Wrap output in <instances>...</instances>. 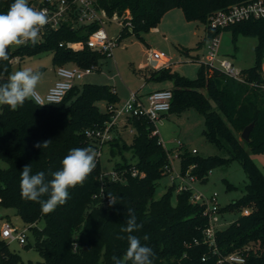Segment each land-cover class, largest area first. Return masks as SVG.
Listing matches in <instances>:
<instances>
[{
  "label": "trees",
  "instance_id": "16d2710c",
  "mask_svg": "<svg viewBox=\"0 0 264 264\" xmlns=\"http://www.w3.org/2000/svg\"><path fill=\"white\" fill-rule=\"evenodd\" d=\"M37 0H30L34 7ZM252 0H96V6L108 18H124L131 27L123 25L118 42L124 36L137 35L156 28L163 16L175 8L182 9L188 21H201L207 25L209 37L220 30L208 26L214 12L234 4ZM13 0H0V13H6ZM100 27L99 23L77 24V13H70L59 28L40 31L35 45L12 47L9 60L0 61V83L11 74L12 60L23 59L40 52L51 51L55 68L76 65L82 68L98 65L105 55L87 46L88 37ZM230 30L234 35L256 36V65L240 71L238 78L228 76L221 68L202 63L198 78L191 80L177 73L159 70L153 77L168 78L173 82V99L168 113H182L190 108L199 111L205 119L203 135L229 152V157L198 158L189 152L181 153V168L204 181L209 171L238 161L247 177L243 195L234 203L221 208L223 214L233 212L235 219L216 234L220 251L228 254L245 251L251 264H264V172L255 163L253 155H264V73L261 68L264 49V19L236 23ZM68 43H77L71 49ZM63 44V46H60ZM106 103L105 110L99 106ZM119 102L115 89L109 85L82 83L76 85L60 103L37 105L31 99L16 111L7 105L0 110V207L14 209L24 225L30 227L34 247L42 260L38 264H113L112 257H122L127 248L126 239H117L127 218V208H133L137 222L143 223L141 242L153 248V264H217L202 240L208 224L203 207L190 202L191 192H175L169 185L158 197L159 183L167 177L169 156L164 148L155 122L146 116H130L134 137L131 144L116 136L105 143L116 161L114 171L121 181L105 180L103 185L100 160L82 186L69 189L70 199L55 211L45 214L39 203L22 198L20 170L31 164L32 173L50 172L61 168V161L70 149L91 146L98 141L88 137V131L102 129L110 120ZM167 113V114H168ZM166 114V115H167ZM165 115V116H166ZM250 124L254 127L250 141L241 139L242 131ZM51 140L46 149L35 148L38 141ZM129 154V157L126 156ZM138 175L134 176L132 170ZM228 183L227 187L231 188ZM117 197V203L108 206L107 194ZM176 194V203H172ZM46 198V197H44ZM249 215H243L244 209ZM44 222L42 228L38 227ZM147 234L150 239L143 240ZM28 245V242L27 244ZM87 248L85 249V247ZM206 257L203 261L202 258ZM21 256L11 251L7 241L0 237V264H19Z\"/></svg>",
  "mask_w": 264,
  "mask_h": 264
},
{
  "label": "rangeland",
  "instance_id": "374dc122",
  "mask_svg": "<svg viewBox=\"0 0 264 264\" xmlns=\"http://www.w3.org/2000/svg\"><path fill=\"white\" fill-rule=\"evenodd\" d=\"M99 14L104 20L103 27L109 38L117 39L121 25L114 18L105 16L102 10H99ZM216 34H221L217 51L218 60L229 61L238 72L256 65L259 43L256 36L234 35L230 30L224 32L220 30ZM209 40L205 23L188 21L182 9H172L163 16L156 28L142 33L141 36L130 35L121 38L113 50V58H103L100 61V70L86 76L82 83L112 86L118 95L117 106L119 107H122L135 93L142 96L143 101L146 102V96L154 89L173 88L172 80L153 77L161 69L167 68L169 73H177L191 80L198 78L201 64L210 61L207 57ZM215 66L220 68L219 62H216ZM24 68H31L43 73L37 92L45 95L42 88L55 77L53 53L51 51L40 52L23 59L16 57L12 60L11 73ZM261 68L264 73V49ZM99 106L105 110L106 103L100 102ZM119 128L122 131L123 139L127 144H131L134 137L132 127H125V123L121 122ZM204 128V116L194 108L182 113H168L155 122L156 132L168 153L177 148V143L180 142L184 146L183 153L189 152L194 157L202 159L210 156L228 158L230 155L227 149L206 141L203 135ZM1 133L0 128V135ZM192 150H196L197 153H192ZM126 156L129 157V154L126 153ZM253 159L264 172V155H253ZM117 160L121 161L122 158L114 159L109 147L105 146L100 155L102 173L106 176L112 173ZM0 166L6 168L7 164L0 160ZM173 166L178 172L180 170L179 160L175 159ZM246 182L247 177L241 164L234 160L209 171L207 180L201 179L195 182L194 186L197 191L206 196L217 193L219 204L224 208L243 195ZM228 183L232 185L231 188L227 187ZM159 185L158 197L170 185V177H163ZM172 203H176V194L173 195ZM234 213L236 212H226L223 215L221 229L227 228L229 223L235 219ZM7 220L17 228L25 226L14 209L0 207V227ZM43 225L44 222H40L38 227L42 228ZM27 234L28 245H21L18 242L7 243L11 251L21 256L19 264H38L42 258L34 247L32 232L29 230Z\"/></svg>",
  "mask_w": 264,
  "mask_h": 264
},
{
  "label": "built area",
  "instance_id": "2783aa9c",
  "mask_svg": "<svg viewBox=\"0 0 264 264\" xmlns=\"http://www.w3.org/2000/svg\"><path fill=\"white\" fill-rule=\"evenodd\" d=\"M38 10L46 11L49 22L41 30L45 28L57 29L60 25L67 21L70 13L74 10L77 13V24H91L99 23L100 27L95 30L87 39L83 46H87L93 51H97L105 58H113V50L118 44V38L110 39L104 25V20L99 14L96 1L91 0H38L35 7ZM105 15V13H104ZM106 16V15H105ZM121 25L131 27V22L124 23V18H114ZM264 19V0H252L246 3L234 4L225 9L218 10L211 14L208 18V26L214 30H224L236 23ZM221 34H216L210 37L207 44V57L210 59L208 63L215 66L219 62V67L230 77L238 78L239 73L233 65L227 60H218V47L220 43ZM40 39V38H39ZM63 46V44H60ZM67 47L71 49L79 48L77 43H68ZM98 65L82 68L76 65L58 66L56 67V74L58 80L51 86L45 95L38 92L35 100H32L37 105H45L48 103L62 102L68 93L76 86L82 84L83 79L99 71ZM173 99V92L170 89H160L153 91L147 96L146 102L142 101L136 94H132L127 102L122 106H117L113 114L105 123L102 129L95 131H88V137L94 138L98 141L96 151L98 153L96 162L100 160L102 149L106 142L113 140L116 135L114 133L115 127L120 121H126L130 116H146L149 120L156 122L163 117V113H168L171 108ZM133 132V129H132ZM177 148L168 153L169 164L165 167L167 176L170 177V185L175 187L176 193L185 191L191 192L190 202L198 204L203 207V214L207 217L208 224L203 230L202 240L195 239L194 244H205L208 247L209 253L217 258V264H251L245 251H249V247L244 251H234L228 254H223L217 244L216 234L221 230V223L223 213L218 201V194L214 193L211 196H206L195 189L194 183L201 180L197 175L192 174L191 171L194 166H190L186 171H183L180 164V170L177 172L173 166L175 159L181 163V151L184 148L183 144L178 142ZM192 153H197L192 150ZM132 174L137 176L139 173L134 168ZM102 183L105 180L121 181V177L116 171L109 175H101ZM243 215H249L250 210L244 209ZM30 227L25 225L23 228H17L9 220L4 221L0 227V237L7 242H18L21 245H26L28 242V231ZM204 256L202 260L204 261Z\"/></svg>",
  "mask_w": 264,
  "mask_h": 264
},
{
  "label": "clouds",
  "instance_id": "9594fccd",
  "mask_svg": "<svg viewBox=\"0 0 264 264\" xmlns=\"http://www.w3.org/2000/svg\"><path fill=\"white\" fill-rule=\"evenodd\" d=\"M49 22L44 10L29 5V0H13L6 13H0V61L9 60V49L26 45L35 46L39 42L40 31ZM43 73L31 68H24L11 73L7 81L0 83V105H7L16 111L27 100H35L37 88ZM51 140L38 141L33 146L46 149ZM97 151L91 146L69 150L61 161V168L50 172L51 179L45 172L32 173L31 164L20 170V193L23 199L39 203L43 213L48 214L58 206H63L70 199L69 189L82 186L96 167ZM46 197V198H44ZM108 206L117 202V197L107 194ZM127 218L117 239H126L127 248L122 257L113 256V264H153L155 252L152 247L141 242L136 235L143 228L137 222L133 208H127ZM150 237L145 234L144 241Z\"/></svg>",
  "mask_w": 264,
  "mask_h": 264
},
{
  "label": "crops",
  "instance_id": "0c3cea01",
  "mask_svg": "<svg viewBox=\"0 0 264 264\" xmlns=\"http://www.w3.org/2000/svg\"><path fill=\"white\" fill-rule=\"evenodd\" d=\"M227 31V30H226ZM100 70V69H99ZM161 70H167V68H164V69H161ZM240 72V71H239ZM54 74H55V77H54V80H52L51 82H49V84L47 85V86H45V87H43L42 88V92L44 93V94H46L47 92H48V90H49V88L51 87V86H53L54 85V83L58 80V76H57V74H56V68H54ZM160 89H170V90H172V88H158V89H154L153 91H156V90H160ZM153 91H151L150 93H152ZM39 92V91H38ZM40 93V92H39ZM149 93V94H150ZM41 94V93H40ZM136 95H137V93H135ZM148 94V95H149ZM43 95V94H42ZM147 95V96H148ZM142 101L144 100V98L142 97V96H139V95H137ZM147 96H146V98H147ZM166 115V114H165ZM165 115H163V117H165ZM121 122H123V123H125V125H126V121H120L119 123H121ZM119 123H118V125L115 127V129H114V133H115V135L116 136H122L121 134H122V131L120 130V128H119ZM126 127V126H125ZM120 130V131H119ZM173 150H175V149H173ZM173 150H171L170 152H172ZM183 151H181V153H182ZM181 164V163H180Z\"/></svg>",
  "mask_w": 264,
  "mask_h": 264
},
{
  "label": "water",
  "instance_id": "95a60500",
  "mask_svg": "<svg viewBox=\"0 0 264 264\" xmlns=\"http://www.w3.org/2000/svg\"><path fill=\"white\" fill-rule=\"evenodd\" d=\"M37 4H38V0L34 3V7H36ZM163 114L165 115L166 113H163ZM253 127H254V124H250L242 131V133H241V139L242 140H244L246 142L250 141V133H251ZM86 248H87V246L85 247V249Z\"/></svg>",
  "mask_w": 264,
  "mask_h": 264
}]
</instances>
